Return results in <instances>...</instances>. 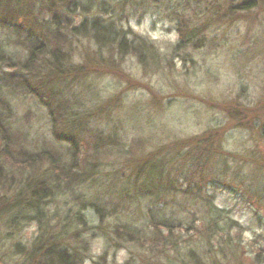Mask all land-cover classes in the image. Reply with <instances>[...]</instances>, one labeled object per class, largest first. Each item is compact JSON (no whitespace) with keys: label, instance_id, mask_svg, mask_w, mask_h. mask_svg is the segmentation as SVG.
<instances>
[{"label":"rangeland","instance_id":"374dc122","mask_svg":"<svg viewBox=\"0 0 264 264\" xmlns=\"http://www.w3.org/2000/svg\"><path fill=\"white\" fill-rule=\"evenodd\" d=\"M75 1L53 0L51 9L66 36L65 67L76 73L68 87L60 86V102L82 125L77 152L51 134L58 114L36 97L3 87L7 125L30 151L55 148L96 163L97 182L82 187L83 201L119 205L116 215L104 212L100 219L88 204L81 208L75 188L65 190L47 207L56 226L37 256L30 255L35 224L9 234L0 223V264H264V2L240 10L247 0H80L103 2L107 11L66 15L63 7ZM27 2L14 25L0 27V52L18 64L27 56L29 31L40 35L41 24L51 20L50 0ZM94 15L112 21L127 41H137V51L69 34L68 22L77 27ZM16 25L27 31L17 32ZM33 66L36 73L48 70L44 58ZM179 154L185 159L174 162L181 174H194L193 180L201 175V198L169 193L159 199L166 206L162 216L174 221L156 234L143 228L151 199L132 193L123 198L119 188L149 159L165 163L168 171ZM188 159H197L199 167L193 160L188 166ZM176 182L186 186L181 175ZM124 225L144 230V237L122 236ZM60 247L67 260L58 263Z\"/></svg>","mask_w":264,"mask_h":264},{"label":"trees","instance_id":"16d2710c","mask_svg":"<svg viewBox=\"0 0 264 264\" xmlns=\"http://www.w3.org/2000/svg\"><path fill=\"white\" fill-rule=\"evenodd\" d=\"M255 1L257 0H247L238 8L240 10L249 9ZM26 2L27 0H23V2L22 0H0V27L8 29V25H14L15 18L22 14V6ZM50 2V7L49 9L47 8L51 14L50 27L42 23L39 31L40 35L37 34L35 36L29 31L27 35L29 46L25 60L18 64L8 55L0 52V192L5 189L4 193H0V223L10 232L9 234H14L21 230L26 224H35L38 235L34 239L30 250V255L34 257L45 246H48L47 244L43 246L46 243L44 238L53 225L56 226V218L50 216L47 207L65 190L73 192L75 188L77 193L75 195L76 200L83 205L81 208H84V204H88V208L91 207L100 219L104 217V212H109L110 216L116 215L119 205V203H116L115 206H107L104 201H101V198L83 201V198L86 197L80 193L82 187L88 188L90 186L89 183L92 186L95 185L99 174V166L96 163H90L88 159H83L84 156L81 159L82 161L75 156L77 152L76 141L78 138L84 137L81 131L82 125L80 121L73 119L68 113L66 114V107L60 102V96L61 87L66 88L75 81L76 73H72V70L65 67L68 55L62 51V48L66 36L62 32L60 21L55 19V11L51 9L53 0H50ZM9 3L11 7H9ZM104 4L103 2H99L98 5L93 2L83 4L79 0L63 8L66 15L76 9H80L83 12L90 9L93 10L95 7H99L100 12L104 13L107 11ZM114 13L116 12L112 10V14ZM68 25H70L69 22L67 31L73 36H88L93 41L105 45L117 42L120 50L137 51L134 49L137 41L132 39L130 42L127 41V35L122 29L117 28L115 24L113 25L112 21H103L100 15H94L92 18H83L77 27ZM16 26L17 32L21 34L27 31L23 30L24 28L20 25ZM40 58L45 59L48 70L36 73L33 64ZM3 87L10 89L11 92L16 91V93L36 97L50 112L52 109L53 112L58 114L59 119H52V122H54L52 123L51 134L55 140L65 143L75 153L73 152L70 157L69 154L64 156L63 153L55 148L30 151L25 148L27 145H24V142L17 143L16 137L12 133L13 130L7 125L9 123L7 117L8 108L5 100L1 97ZM93 139H99V137L96 136ZM108 139V143L115 141L114 138ZM95 151L96 149L94 148L91 153H95ZM184 159V155H176V158L171 163L174 164L173 169L168 171L165 170V163L159 161L151 162L149 159L147 163L139 165L134 170L131 174V177H133L131 182H121L123 186L119 188V194L123 198H129V194L132 193V197H136V199H151L150 205L145 208L148 225L146 224L143 228H152L156 234H160L163 229L172 228L174 220L162 216V210L166 206L160 205L158 202L159 199H164L166 194L180 193L192 200L201 198L200 181L202 179H200L201 175H199V172V177L193 180L194 174L189 172L188 174L185 172L181 174V168L175 165V160L182 161ZM192 160L195 162V168L199 167L197 159H190V161L188 159V166ZM5 164L14 168H5L3 166ZM40 165H45V167L41 170L42 173L40 175H36L35 171ZM169 171L170 173H168ZM23 172H26L27 175L23 176ZM180 175L185 180L186 186L183 189L176 182V177ZM155 205H160L161 207L153 210L152 207H155ZM207 205H209L208 201ZM78 215L80 214H76L77 223L84 225ZM120 230L123 234L122 236L135 239V241H140L139 239L144 237V230L138 231L126 225L122 226ZM188 230H191V227ZM52 240H54V236H48V242L52 244ZM16 248L20 252L24 249L20 243L16 244ZM60 249L62 248H59V253L56 256L58 263L67 260L65 258L66 251L63 250L61 252ZM24 253L22 252L21 254ZM188 255L195 259L193 252L189 251Z\"/></svg>","mask_w":264,"mask_h":264},{"label":"water","instance_id":"95a60500","mask_svg":"<svg viewBox=\"0 0 264 264\" xmlns=\"http://www.w3.org/2000/svg\"><path fill=\"white\" fill-rule=\"evenodd\" d=\"M261 1H263V2H264V0H261Z\"/></svg>","mask_w":264,"mask_h":264}]
</instances>
